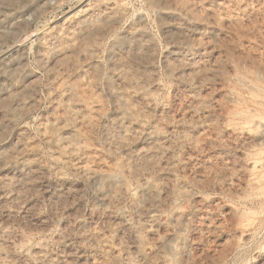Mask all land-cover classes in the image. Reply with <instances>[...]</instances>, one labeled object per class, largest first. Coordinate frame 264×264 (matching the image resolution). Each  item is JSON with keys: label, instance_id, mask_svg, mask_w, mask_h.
<instances>
[{"label": "rangeland", "instance_id": "1", "mask_svg": "<svg viewBox=\"0 0 264 264\" xmlns=\"http://www.w3.org/2000/svg\"><path fill=\"white\" fill-rule=\"evenodd\" d=\"M252 119L264 0H0V264H264Z\"/></svg>", "mask_w": 264, "mask_h": 264}, {"label": "bare ground", "instance_id": "2", "mask_svg": "<svg viewBox=\"0 0 264 264\" xmlns=\"http://www.w3.org/2000/svg\"><path fill=\"white\" fill-rule=\"evenodd\" d=\"M201 66H196V71H200L199 70V68H200ZM123 72V71H122ZM238 73H241V72H238ZM122 74H124V72L122 73ZM242 75V74H241ZM241 75H238L237 73L236 74H234V77H233V80L235 81V83H237V84H239V86L241 85H247L246 87L248 88V89H251V88H253V87H257L256 85L255 86H253L254 85V83H253V85H252V83H250L251 85H248V83L246 84L245 82H244V80H243V78L242 77H244V75L243 76H241ZM258 89V88H257ZM230 96L232 97V98H235V99H238L239 97H238V94L236 93V92H233V93H231L230 94ZM120 109L122 110V111H131V107H130V104H129V102L126 100V99H124V100H121L120 101ZM122 119V118H121ZM120 119V120H121ZM260 119V118H259ZM262 119V118H261ZM263 120V119H262ZM262 120H254L253 121V119H252V121L253 122H251L252 124V127L253 126H255L256 127V129H257V127H263L264 126V122H262ZM247 124V123H246ZM249 124V123H248ZM247 124V125H248ZM243 125V124H242ZM245 125V124H244ZM233 129V132H237L239 129H240V131H246V133L247 132H251L252 130H250V126H240V127H236V125L234 126V127H232ZM262 129H264V128H262ZM240 131H239V133H240ZM254 131V130H253ZM250 132H249V134H250ZM258 132H260L259 131V128H258ZM257 132V133H258ZM252 133H254V132H251V134ZM256 133V132H255ZM258 134H261V133H258ZM255 136V135H254ZM260 162V160H256V159H253V160H251L250 161V167H251V172H253V171H255V170H257L258 168H261V164L259 163ZM262 163V162H261ZM121 168V167H120ZM115 172L113 173H111V172H107V173H102V172H94L93 174L94 175H96L98 178H100V179H102V180H108V179H110V177L114 174H120L121 173V169H116V170H114ZM114 177V176H113ZM262 182L261 181H252L251 182V185L252 186H258V185H260ZM147 184L149 185V187H150V189H151V192L153 193V194H157V187H156V185L152 182H147ZM138 239L140 240V241H142V237L141 236H139L138 237Z\"/></svg>", "mask_w": 264, "mask_h": 264}]
</instances>
